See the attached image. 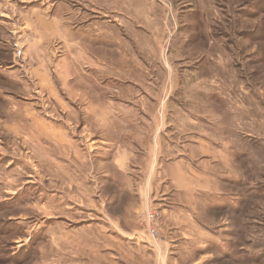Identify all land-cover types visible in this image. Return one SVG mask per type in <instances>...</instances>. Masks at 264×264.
<instances>
[{
	"label": "rangeland",
	"instance_id": "1",
	"mask_svg": "<svg viewBox=\"0 0 264 264\" xmlns=\"http://www.w3.org/2000/svg\"><path fill=\"white\" fill-rule=\"evenodd\" d=\"M106 84L136 107L109 115L111 132L192 133L212 144L207 171L226 159L225 194L197 209L206 236L171 263L264 264V0H0V264H163L141 226L155 205H110L118 186L67 157L88 160Z\"/></svg>",
	"mask_w": 264,
	"mask_h": 264
},
{
	"label": "crops",
	"instance_id": "2",
	"mask_svg": "<svg viewBox=\"0 0 264 264\" xmlns=\"http://www.w3.org/2000/svg\"><path fill=\"white\" fill-rule=\"evenodd\" d=\"M108 88L109 85H102V89L93 94V99L89 102V114L98 117H95V120L94 117L92 118L90 133H87V140L91 146L89 154L86 155L88 160L78 157L75 152L74 157H67H72L75 163L78 162L83 165L87 161L91 162L89 174L96 178L97 184L99 183L98 178L102 176L108 186H118L119 189H115L119 192H117V197L114 191L107 194V200L112 202L110 205H128L129 211L132 214L136 213L138 218L146 205H155L161 213V239L159 240L160 249L153 248L154 257L158 260L161 259L163 264H172L171 260L179 259V257L190 253L188 246L196 243L195 240L198 241V239L206 236L202 230L203 225L196 220L197 209L205 202L208 204L207 196L221 197L225 194L224 176H219L225 170L226 159L220 157L219 153L217 155L213 153L216 163H213L207 171L208 163L206 161L211 154L210 151H213L211 149L212 144L203 136L195 138L192 133L186 134L188 139L183 141L180 136L175 137L176 140L173 141L169 137V143H167L165 142L166 139H161L163 137L162 132L161 137L158 138V134L153 135V139L151 137L149 141L141 139L140 136H133L130 139L127 127L121 128L120 133L117 134L111 132L109 115L126 112V108L129 110L127 105L136 107L130 105L131 102L121 97L120 94L116 97L112 93L108 95ZM119 97L121 98L118 99ZM82 109L83 106L80 110ZM84 110L86 111V109ZM87 128L84 125L83 129ZM224 141L223 139L222 142ZM63 144H66L64 137ZM63 144L59 146L63 147ZM67 154L66 151L65 155ZM200 156L201 163L199 165L197 160ZM122 177L130 183L125 188L122 184L115 183L117 178ZM237 177L233 174V178ZM123 195L128 200H125ZM125 201H127L126 204H124ZM228 206L230 212L237 213L239 217L244 219L245 215H242L243 205ZM110 213L114 219L113 226H118L122 234H128L131 236L130 238H133L138 232V230L133 229L136 226L127 223L125 220L123 223L122 217L116 215L115 211L113 213L110 211ZM243 219H234L238 230L243 227ZM242 242L244 244L249 242V248L251 247V239L245 238ZM243 248L241 247V249ZM250 250L252 249L250 248ZM187 256L192 258L190 255Z\"/></svg>",
	"mask_w": 264,
	"mask_h": 264
},
{
	"label": "built area",
	"instance_id": "3",
	"mask_svg": "<svg viewBox=\"0 0 264 264\" xmlns=\"http://www.w3.org/2000/svg\"><path fill=\"white\" fill-rule=\"evenodd\" d=\"M161 213L158 209H151L141 218V226L155 239L160 236Z\"/></svg>",
	"mask_w": 264,
	"mask_h": 264
}]
</instances>
